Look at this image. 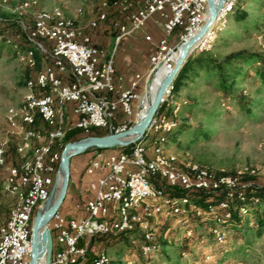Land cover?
Listing matches in <instances>:
<instances>
[{"label":"built area","instance_id":"1","mask_svg":"<svg viewBox=\"0 0 264 264\" xmlns=\"http://www.w3.org/2000/svg\"><path fill=\"white\" fill-rule=\"evenodd\" d=\"M18 1L20 13L33 11L32 26L25 31L35 45V49L17 51L18 60L35 68L38 51L41 69L27 80L21 103L7 113L9 133L17 141L15 165H7V141L0 143V185L3 193L15 200L0 230V264H28L33 221L61 180V149L67 133L80 130L87 135L106 130L113 134L130 129L129 120L141 100L143 75L135 72L128 81L118 72L122 43L142 39L152 46V72L162 62L170 67L168 55L195 37L209 15L207 0H95L94 17L81 27L63 7L46 9L37 0ZM239 1H225L191 54L215 48ZM77 15L84 16L85 9L79 7ZM107 23L116 33L112 51L93 38V32ZM142 103L145 105V100ZM187 104L175 100L172 88L145 135L130 145L129 151L91 152L86 168L92 178L88 196L76 204L74 215L66 216L60 209L48 224L53 237L49 264H113L95 241L121 236L149 260L161 251L159 230L167 226L163 220L168 218L180 220L188 239L195 236L194 224L202 223L222 254L229 253L230 228L264 205V185L243 181L256 176V170L217 173L198 163L183 162L171 152L170 139ZM168 107H172L171 114L166 112ZM146 141L150 145H145ZM204 195L213 197L199 204ZM208 242L207 238L200 241ZM182 255L190 257L189 253ZM214 262L209 249L198 264ZM123 264L135 261L127 258Z\"/></svg>","mask_w":264,"mask_h":264},{"label":"rangeland","instance_id":"2","mask_svg":"<svg viewBox=\"0 0 264 264\" xmlns=\"http://www.w3.org/2000/svg\"><path fill=\"white\" fill-rule=\"evenodd\" d=\"M37 1L42 8L52 9L59 6L68 14L79 7L88 11L86 8L88 2L80 0ZM18 2V0H0V43L6 42L8 46L0 61V143L7 141L11 157L15 156L12 147L17 141L15 136L9 133L7 113L10 107H16L21 103L27 80L40 70L37 66L33 68L27 63L20 62L17 57L19 50H25L27 47L35 49V45L29 42L25 31L32 26L33 11L20 13L17 10ZM242 13L247 17L239 20L237 17ZM158 34L155 32L156 36ZM124 45L125 43H122L118 48L117 60L123 53L122 59L128 64V68L143 75L141 100L136 103L135 113L129 120L132 124L128 128H131L144 108L142 99L145 100L155 73L152 72L153 68L149 61L152 53L151 44L140 40L137 46L130 49L133 54L129 50L124 53ZM107 46L110 51L115 49L114 37L107 40ZM239 52L260 55L264 59V8L260 0L239 1L236 12L229 19L228 29L218 37L215 48L210 51L211 55L220 61ZM197 55H199L197 52H193L189 58L194 59ZM241 68L238 77L234 80V89L236 95H243L244 98L260 103L261 109L254 111L256 118H247L235 100L227 101L225 94L218 88L216 79L207 76L205 72L190 74L181 87L173 91L175 100L187 101L190 105L196 104L193 111L190 107L183 109L179 114V125L189 133L206 132L207 136L191 146L188 144V136H182L179 142L174 143L170 139L169 147L181 161L198 163L217 173L225 171L230 175H236L240 172L256 170L258 173L256 176L245 178L262 186L264 185V89L255 81L253 66ZM258 89L262 91L259 95L256 94ZM166 112L171 114L172 107L166 108ZM145 145H150V141H146ZM103 152L110 154L117 150ZM91 156L92 153L89 152L76 156L71 161V164L73 163L71 173L75 167H79L81 171L83 170L86 182L92 179L86 174ZM0 205L6 209H12L15 205V200L1 189ZM263 210L264 207L254 209L251 217L243 219L238 226L230 228L227 254H222L221 248L210 239L208 229L202 223L194 224L195 236L188 239L180 220L176 218L163 220L167 226L159 230L161 251L149 260L141 256L139 247L130 245L128 241L111 242L101 247L109 254L113 264H123L127 258H132L135 264H188V262L198 264L202 254L209 249L215 255L213 264H264V227H259L257 223V217ZM75 211V205H68L67 202L61 208V213L66 216L74 214ZM167 229L169 231L165 234ZM203 238L209 239L208 244L200 243ZM183 253H189L190 257L183 258Z\"/></svg>","mask_w":264,"mask_h":264},{"label":"water","instance_id":"3","mask_svg":"<svg viewBox=\"0 0 264 264\" xmlns=\"http://www.w3.org/2000/svg\"><path fill=\"white\" fill-rule=\"evenodd\" d=\"M225 1L226 0H219V3L217 4V0H207L209 16L206 23L195 37L185 42L182 46L177 63L165 79L154 103L141 121H137L130 129L121 133L85 137L65 145L61 153L60 162V168L63 172L62 188L54 204L44 213L39 211L33 221L31 235L32 251L28 264H41L40 262L42 261H45V264H49L51 262L53 237L48 228V224L53 216L61 209L67 198L71 181L72 159L76 156L95 150L104 151L127 148L145 135L154 116L161 106L165 94L174 87V82L190 57L191 51L213 25ZM55 192V190L52 192L51 197Z\"/></svg>","mask_w":264,"mask_h":264},{"label":"trees","instance_id":"4","mask_svg":"<svg viewBox=\"0 0 264 264\" xmlns=\"http://www.w3.org/2000/svg\"><path fill=\"white\" fill-rule=\"evenodd\" d=\"M260 4L264 8V0H260ZM247 17L245 13H242L237 18L239 20H244ZM107 26L109 27V31H111L112 36L114 37L116 33L114 32L113 28L111 27L110 23H107ZM6 42L0 43V61L3 57V53L7 48ZM27 49H31V47H27ZM26 50V49H25ZM36 59H37V67L41 69V57L38 51H36ZM242 66H248V67H254L255 70V81L258 82L260 85V88L264 89V59L260 55H251L247 52H239L234 53L229 56H227L224 60L220 61L213 57L210 52L207 53H201L197 55L194 59L189 58L187 62L185 63L184 67L178 74L175 82H174V90L179 89L181 87V84L186 80L190 74H197L198 72H205L207 76L211 77L212 79H216L218 81V88L222 93L225 94V98L227 101L235 100L240 107L241 111L247 116V118L254 119L256 118L254 115V111L261 109L260 103H258L256 100H250L249 98H244L243 95H236V91L234 89V80L238 77L239 72L241 71ZM210 78V79H211ZM262 91L258 89L256 91V94H260ZM189 104V103H188ZM186 105L184 107H190L192 111L196 107V104L194 105ZM163 108V106L160 108V110ZM183 111V110H182ZM109 132L106 130H93L90 134H84L80 130H72L67 133L66 137L63 141V148L65 145L70 142H75L77 140H80L85 137H91V136H104L108 135ZM187 137L188 136V144L191 146V144H196L201 138H205L207 136L206 132H199V131H193V132H187L182 127H178L177 131L173 134L171 137L172 142H179L180 138ZM130 147L125 148L124 150L129 151ZM16 154V145L12 147ZM10 148H8L7 151V158L10 153ZM249 180L248 178H244L243 181ZM70 187V186H69ZM0 189L2 191V187L0 185ZM3 192V191H2ZM262 194V192H260ZM213 196L210 195H204L203 198L199 201V204H203L206 200L212 199ZM66 202V200H65ZM64 202V203H65ZM64 205V204H63ZM62 205V207H63ZM61 207V208H62ZM264 207V205L257 207L261 208ZM12 209H6L3 205H0V230L1 227L8 221L10 213ZM257 223L259 227H264V210L261 211V214L257 217ZM128 241V238L125 236H121L120 238H112L110 240L106 238H98L96 239L95 243L97 244L96 247L98 249H102L101 246H106L107 244H110L111 242L115 243L117 241ZM100 244V245H99ZM93 257V254H90V258Z\"/></svg>","mask_w":264,"mask_h":264},{"label":"crops","instance_id":"5","mask_svg":"<svg viewBox=\"0 0 264 264\" xmlns=\"http://www.w3.org/2000/svg\"><path fill=\"white\" fill-rule=\"evenodd\" d=\"M87 2H88V7H86V8L88 9V11H85L84 16L77 15V10H75L69 14L67 11H65L67 16L77 18L78 25L81 27H86L88 24V21L94 17V13L92 11L95 9V7L97 5V2L95 0H90ZM111 33L112 32L109 31V27L107 25H102L98 30L93 32L94 41L99 45L108 47L107 46V40L110 37H113ZM140 40L143 41L142 39H130V40H128L124 45L123 52L125 53L129 50L131 53L132 50H130V49H132V47H134V46H137ZM143 43H144V41H143ZM134 50H136V48H134ZM131 54H133V53H131ZM123 55L124 54L122 53L118 56L117 69H118L119 73L125 75L127 80L130 81L135 72L133 71V69L128 68V64H126L125 61L122 59ZM17 161H18L17 155H15L14 157H11V154L8 155V158H7V165L8 166L15 165L17 163ZM71 166L73 167V163ZM83 175H84L83 170L81 171V169H79V167H75V169L72 170L70 187H69L68 196H67V200H66L68 205L74 204L76 206V204L78 202L84 201L86 199V197L88 196L89 182L91 181V179L86 182L84 180ZM66 202L64 203V205L66 204ZM74 214H75V212H74ZM74 214H71L70 216H72ZM67 216H69V215H67Z\"/></svg>","mask_w":264,"mask_h":264},{"label":"bare ground","instance_id":"6","mask_svg":"<svg viewBox=\"0 0 264 264\" xmlns=\"http://www.w3.org/2000/svg\"><path fill=\"white\" fill-rule=\"evenodd\" d=\"M218 3H219V0H217V4ZM208 16H207V19H208ZM181 49H182V45L174 48L172 50V52L168 55L167 60H170L172 62V66L169 67L168 64H166V62H162L159 65V67L155 71H153L155 73V77H154L151 85L149 86L150 87L149 90L146 93L145 105H144L143 110L138 115L137 121H141L146 116L148 110L150 109V107L154 103L155 98H156L161 86L163 85L165 79L167 78V76L169 75V73L174 68L175 64L177 63V61L180 57ZM62 179H63V172L61 171V180L59 182L57 190L53 194V196L50 198L48 203L43 207L41 213H44L47 209H49L54 204V202L57 200V198L59 196L58 193H60L59 188H60V190L62 188ZM40 263L42 264L43 261Z\"/></svg>","mask_w":264,"mask_h":264}]
</instances>
